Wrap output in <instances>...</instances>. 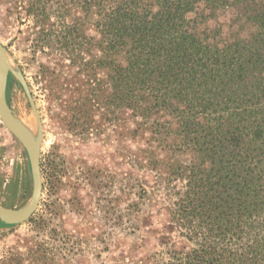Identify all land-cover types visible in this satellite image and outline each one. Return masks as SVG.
<instances>
[{
    "label": "rangeland",
    "instance_id": "1",
    "mask_svg": "<svg viewBox=\"0 0 264 264\" xmlns=\"http://www.w3.org/2000/svg\"><path fill=\"white\" fill-rule=\"evenodd\" d=\"M97 2L0 0V42L13 71L6 102L36 141L17 77L26 82L42 123L43 181L28 220L0 221V264H169L195 248L174 215L185 186L175 162L188 159L185 147L100 93ZM32 187L27 153L0 121V204L24 207Z\"/></svg>",
    "mask_w": 264,
    "mask_h": 264
},
{
    "label": "trees",
    "instance_id": "2",
    "mask_svg": "<svg viewBox=\"0 0 264 264\" xmlns=\"http://www.w3.org/2000/svg\"><path fill=\"white\" fill-rule=\"evenodd\" d=\"M97 16L105 104L185 147L174 215L195 248L169 264H264V0H98Z\"/></svg>",
    "mask_w": 264,
    "mask_h": 264
},
{
    "label": "water",
    "instance_id": "3",
    "mask_svg": "<svg viewBox=\"0 0 264 264\" xmlns=\"http://www.w3.org/2000/svg\"><path fill=\"white\" fill-rule=\"evenodd\" d=\"M13 72L9 63L7 51L0 42V121L3 125L18 139L25 149L32 177V194L28 203L18 209L8 208L0 204V221L6 224H19L28 220L35 212L42 194V172L40 164V141L42 138V123L39 113L36 109L34 99L26 82L17 77L24 89L29 104L38 123V138L35 141L31 135L24 132L15 122L6 102L5 88L7 76Z\"/></svg>",
    "mask_w": 264,
    "mask_h": 264
},
{
    "label": "bare ground",
    "instance_id": "4",
    "mask_svg": "<svg viewBox=\"0 0 264 264\" xmlns=\"http://www.w3.org/2000/svg\"><path fill=\"white\" fill-rule=\"evenodd\" d=\"M19 127H20L24 132H26V131L29 132L26 128H24V127H23L22 125H20V124H19ZM27 132H26V133H27ZM27 134L30 135L31 133L29 132V133H27Z\"/></svg>",
    "mask_w": 264,
    "mask_h": 264
}]
</instances>
